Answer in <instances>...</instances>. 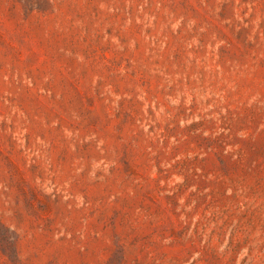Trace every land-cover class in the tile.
<instances>
[{
	"label": "rangeland",
	"instance_id": "rangeland-1",
	"mask_svg": "<svg viewBox=\"0 0 264 264\" xmlns=\"http://www.w3.org/2000/svg\"><path fill=\"white\" fill-rule=\"evenodd\" d=\"M0 264H264V0H0Z\"/></svg>",
	"mask_w": 264,
	"mask_h": 264
}]
</instances>
